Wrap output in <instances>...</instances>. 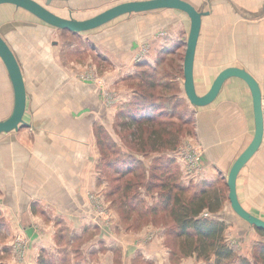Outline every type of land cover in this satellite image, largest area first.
I'll use <instances>...</instances> for the list:
<instances>
[{
    "label": "rangeland",
    "instance_id": "obj_1",
    "mask_svg": "<svg viewBox=\"0 0 264 264\" xmlns=\"http://www.w3.org/2000/svg\"><path fill=\"white\" fill-rule=\"evenodd\" d=\"M121 1L126 0H54L49 9L64 17L70 12L81 19ZM197 3L199 6L200 0ZM176 18H183L184 23L178 44L172 45L168 40L177 29ZM20 19L41 23L22 8L0 6V25ZM237 21L228 7H219L204 18L194 60L196 91L204 94L220 69L242 65L259 78L264 106V66L260 67L256 52L258 38L263 39L254 38L253 26L249 30ZM41 25L43 31H17L13 38L8 36L21 56L29 88L30 110L25 119L46 127L40 136L32 126H23L17 135L34 152L44 136L56 141L59 153H65L67 147L58 140L64 142L69 137L84 149L80 156L86 176L82 179L84 202L90 209L87 216L100 219L98 229L91 233H103L110 247L118 246L115 242L120 236L116 235L122 230L144 236L135 244L156 243L155 235L161 233L164 239L160 241L170 246V260L179 261L186 258L180 245L183 240L176 236V226L162 205L163 192L170 186L176 187L173 194L183 188L184 196L191 197L201 188L217 189L224 204L222 212L204 211L202 215L225 221L228 233L224 238L235 256L231 264H237L239 258L252 263L264 237L235 216L226 184L229 166L252 139L250 93L235 79L227 82L220 96L205 108L196 110L188 103L183 91L187 18L173 10H157L121 16L80 34ZM83 82L93 86L92 93L76 88ZM10 105L9 85L0 65V119L7 116ZM31 108H38L36 115L45 116L30 121ZM151 136L159 138L155 147L148 139ZM87 142L89 148L84 144ZM1 150L0 264H23L22 257L30 254V244L36 240L43 242L36 252L37 264H73L75 258L69 259L57 248V237L64 238L65 243L67 236L74 234L72 227H61L63 221L58 222L56 214L59 199L70 195L59 196L56 188L45 189L43 195L42 189L41 193H31L35 197H28L22 208L15 184L30 192L29 182H13L9 173L12 161L6 149ZM55 153L50 171L57 167ZM121 168L131 169L123 172ZM237 182L242 205L264 219V141ZM39 222L44 227L41 231ZM115 222L120 226L113 229ZM53 228L54 237L49 233ZM73 244L78 246L77 239ZM68 247L66 243L64 248Z\"/></svg>",
    "mask_w": 264,
    "mask_h": 264
},
{
    "label": "crops",
    "instance_id": "obj_2",
    "mask_svg": "<svg viewBox=\"0 0 264 264\" xmlns=\"http://www.w3.org/2000/svg\"><path fill=\"white\" fill-rule=\"evenodd\" d=\"M188 1H190L197 9H203V7H206L209 10V13L203 17V20L204 18L213 15L215 13V10H217L219 7H228L231 17L235 18L236 21L238 20L237 22L241 23L245 28L249 30H252L251 28L254 27L256 29L254 38L262 37L263 39L262 41L261 38H258L257 41H259V43H257L258 47L256 49V52H257L258 62L261 64L260 67L264 66V56H263L264 55V0H200L199 6L195 5V3L198 4L197 0L196 1L188 0ZM6 5H9V4H6ZM173 11L187 18V30L186 31L188 34L189 17L179 11H176V10H173ZM12 21L29 22L23 19L7 20L4 23H2L0 27L4 25L5 23L12 22ZM175 21H176L177 29L174 30L175 33H173V35H171V38L168 40V42H172V45L178 44L179 36L180 34H182L181 30L183 29L181 26L183 22V18H179V20L178 18H176ZM178 22L180 23L178 24ZM33 24L37 25V28L35 27V29L33 30L27 29L29 32H36V31L40 32L45 29L42 27L41 25L42 23H33ZM202 26H203V22H202ZM202 26H201L200 37L203 31ZM17 31L19 30L7 32L6 34L7 39H9L8 36H11L13 38L15 36L14 34ZM199 41L200 40H198V43ZM0 65L2 66L1 62H0ZM2 67H3V73L5 75V80L8 81L4 66ZM235 79H239V78L237 77L231 78L227 82H229L230 80H235ZM257 79L261 86V82L258 77ZM239 80L246 86V84L241 79ZM227 82L224 84V86L227 84ZM8 85H9V92H10L11 101H12L13 96H12L10 81H8ZM224 86L221 90V93L223 92ZM92 87L93 86L87 82H83L82 84H76V88H78L79 91L84 90L85 93L87 94L88 92L90 93L93 92ZM35 95H37V93ZM27 96H28V100L31 99L29 98L28 85H27ZM87 105H88L87 107L89 108L90 105L89 104ZM250 105H251V94H250ZM91 108L92 107H90V109ZM36 109L31 108L33 118L30 121L32 122L38 121L39 117L41 116H45L44 113H39L38 115H36L35 113ZM199 109H202V108H199ZM29 110L27 109V112H29ZM27 114L28 113H26L25 116ZM251 118L253 121L252 105H251ZM32 125H33L32 126L33 129L35 131H38L36 133L37 134L36 136H38L39 133L45 132L43 130H45L46 127L42 126L41 123H39L38 125L37 124L36 125L32 124ZM253 128H254V121H253ZM0 137H2L0 138V149H2L1 151H3V149H6L5 150L7 152L6 155L7 157L10 158V161H12L10 163L11 169H9L10 178L13 179V182L19 181V180L21 181L25 180L27 181V183L29 182L28 185L31 190L30 192L26 191V189L28 188H26L25 186L23 187V186L15 184V189L17 191V198L19 197L21 198L20 203H21L22 208H24V204L26 201L29 202V200L27 199L28 197L30 196L35 197L32 194H34V192L41 193L42 189H44V192L42 193L43 195L45 194V189H52L54 191L55 188L58 190L59 196L60 195L61 196L70 195L69 198L63 197L59 199L61 206L59 208V211L56 214L58 215L57 221L58 222L63 221L62 224H60L61 227L63 226L64 227L68 226L70 228L72 227V231L74 232V234L67 236L65 243H64V240H65L64 238L57 237L58 239H60V244L57 246V248H59V250L60 249L62 250V253L64 256L67 253L68 255L67 257L69 259L75 258V261L72 262L73 264H211V262L212 264H214L213 262L215 259L212 258L213 256L210 257V260H206V259L197 257L196 253L192 255H186V258H180L179 261L170 260V253H169L170 246L167 245L164 240L160 241L162 240V237H163V234L161 233H158L157 235H155L156 240H159V241H156V243L155 241L152 240V241H148L145 243L140 242V244H135L137 240L143 239L144 236H140L135 231L132 233V232H127L125 230H122L124 232H120L119 234L116 235V237L120 236L115 242V245H118V246L110 247L109 245L110 242L108 243L109 238L107 239L103 237V233L98 236L91 233L92 230L98 229L97 225H100V219L94 216H87V214H89L90 212V209L89 207H87V204L84 202V196H83L84 186L82 184V179L85 178L86 176L83 175L85 174V172L82 171V168H81V156H80V152L81 151L83 152L84 149L82 148L81 150L79 148V143H74L73 137H69V139L64 142L63 140H60V141L58 140V142L61 143L63 148L67 147V149H65V153H59L60 146L55 144L56 141H52L50 139H43L45 137L44 136L42 138L41 145H39L38 147L36 146L35 148L39 150L34 152L32 151L31 148L25 147L23 143L20 142L21 141L20 136L17 135V133L15 134L14 141L10 140L8 142H4L5 139L7 138L6 135H0ZM65 143H68V145H66ZM84 144L87 145L89 148L90 142H87ZM55 145H57L56 147H58L56 150L54 148ZM54 152L57 153L56 159L58 160V162L55 163L57 167L55 168V166H53L50 171L49 166L54 160L55 156H52ZM0 154L2 155L3 153H0ZM62 158L64 159V161L62 160ZM60 161L64 162L63 166L59 165ZM94 174L95 173H92V175ZM13 182H11L9 188L12 187ZM52 194H54V192ZM222 206H221V209H219V212H222ZM59 216L61 218H59ZM235 216L237 215L235 214ZM237 218L239 217L237 216ZM220 220L223 221V219H220ZM41 224L42 223L39 222V226H38L39 231H41V228H44ZM56 225L59 226V224H56ZM113 225H114L113 229H115L120 226V223L115 222L113 223ZM23 228L25 229L26 227H23ZM29 230L30 228L28 229V233H29ZM49 233L50 235L53 234V237H54V228L50 230ZM49 233L47 232L48 235ZM227 233L228 232L226 229L225 235ZM76 239L78 241L77 247H76V244H73ZM111 242H113L112 245H114V241L112 240ZM42 243L43 242L36 240L35 242L33 241L30 244L31 246V248L29 246L31 250L30 254H28V256L22 257L23 264H37L36 252L39 251V249L42 247ZM49 243H51V241H49ZM66 243L70 246L68 247V249L64 248V245ZM211 258L213 259V261Z\"/></svg>",
    "mask_w": 264,
    "mask_h": 264
},
{
    "label": "water",
    "instance_id": "obj_3",
    "mask_svg": "<svg viewBox=\"0 0 264 264\" xmlns=\"http://www.w3.org/2000/svg\"><path fill=\"white\" fill-rule=\"evenodd\" d=\"M52 0H0V6L13 5L16 9H24L44 26L72 33L89 32L97 30L121 16L157 12V10H176L189 17L188 34L185 42L183 57V91L188 103L196 108H205L214 102L221 93L224 84L231 78L241 79L251 94L254 128L252 139L241 150L229 166L226 184L228 187L227 198L233 213L251 227L264 231V219L249 212L241 203L237 195V179L240 172L247 166L253 156L259 152L264 141V106L263 90L257 77L240 65L226 66L215 75V78L204 94H199L195 87L194 64L197 44L201 34L203 17L209 13L206 7L197 9L190 1L186 0H126L107 7L96 14L75 18L69 12L64 17L49 9ZM70 1V0H59ZM37 28V25L26 21L7 22L0 27V62L11 84L12 96L9 113L0 119V135H6L4 142L14 141L15 134L23 126H33L25 120L28 107L27 83L24 79L23 66L20 54L12 48L7 39V32L28 31ZM28 29V30H27Z\"/></svg>",
    "mask_w": 264,
    "mask_h": 264
},
{
    "label": "trees",
    "instance_id": "obj_4",
    "mask_svg": "<svg viewBox=\"0 0 264 264\" xmlns=\"http://www.w3.org/2000/svg\"><path fill=\"white\" fill-rule=\"evenodd\" d=\"M136 117L138 118V116ZM148 139L152 141V145L155 147V142L156 140L158 142L159 138L151 136ZM145 144L146 142L143 143V145ZM129 169L131 168H121L123 172ZM175 188L170 186L166 192H163L162 198L164 201H162V205L176 226V236L183 240L184 246L180 244L183 254L192 255L196 253L197 257L206 260H210V257L213 256L215 259L214 264H231L232 258L235 256L231 246L226 243L224 238L225 221L210 215H202L204 211L212 214L219 212V209H221L222 198L218 190L201 188L193 196L186 197L183 188L179 189L178 193L173 194L172 191ZM255 228L264 237V231ZM257 250V256H255L252 263L245 259L241 260L242 258L235 262L237 264H264L263 241L260 242Z\"/></svg>",
    "mask_w": 264,
    "mask_h": 264
},
{
    "label": "flooded vegetation",
    "instance_id": "obj_5",
    "mask_svg": "<svg viewBox=\"0 0 264 264\" xmlns=\"http://www.w3.org/2000/svg\"><path fill=\"white\" fill-rule=\"evenodd\" d=\"M52 1H54V0H52ZM52 1H51V2H52ZM58 1H59V0H58Z\"/></svg>",
    "mask_w": 264,
    "mask_h": 264
}]
</instances>
